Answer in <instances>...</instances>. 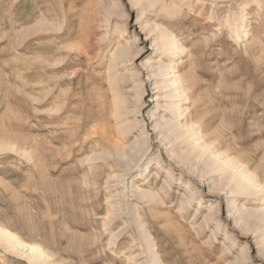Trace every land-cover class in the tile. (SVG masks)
<instances>
[{
  "label": "rangeland",
  "instance_id": "obj_1",
  "mask_svg": "<svg viewBox=\"0 0 264 264\" xmlns=\"http://www.w3.org/2000/svg\"><path fill=\"white\" fill-rule=\"evenodd\" d=\"M0 228V264H264V0H0Z\"/></svg>",
  "mask_w": 264,
  "mask_h": 264
},
{
  "label": "bare ground",
  "instance_id": "obj_2",
  "mask_svg": "<svg viewBox=\"0 0 264 264\" xmlns=\"http://www.w3.org/2000/svg\"><path fill=\"white\" fill-rule=\"evenodd\" d=\"M168 39V38H167ZM162 40H164V39H162ZM166 41V40H165ZM167 42V41H166ZM163 46H164V50L165 49H169L170 50V52H172V54L174 55V52H176L178 49V46H177V48H176V46H175V44H174V42H172V40H169L167 43H165L164 42V44H163ZM160 47V46H159ZM161 48V47H160ZM119 53V52H118ZM163 68V67H162ZM159 69H161V67L159 68ZM164 69V68H163ZM165 70V69H164ZM167 72V71H166ZM168 73V72H167ZM157 74H163L162 72H161V70H159V72L157 73ZM166 74V73H165ZM164 74V75H165ZM179 77V76H178ZM177 79V78H176ZM174 82H175V84L177 83L176 81H175V78H173V80L169 83V84H173V86H174ZM180 82V81H179ZM181 83V82H180ZM182 84V83H181ZM184 85H186V84H184ZM184 87V86H183ZM174 88V87H173ZM182 90V89H181ZM180 89H178V88H174L173 90H172V92L170 91V96H172L171 98H173V97H178L179 95H182L181 93H180V91H181ZM185 90V89H184ZM183 90V91H184ZM186 91V90H185ZM173 108V107H172ZM172 111V110H171ZM174 113V114H173ZM172 114L173 115H175V117H179V115H180V111H179V109H178V107H177V109H175L174 110V112H172ZM177 123V122H176ZM177 125H178V123H177ZM182 127V126H181ZM181 131V130H180ZM192 137V136H191ZM239 166V165H238ZM235 172V171H234ZM230 176V178H232V176H231V174H229ZM233 175V174H232ZM241 176V175H240ZM244 176V175H243ZM251 177V176H250ZM251 179V178H250ZM248 177H239L238 179H237V184H239V185H241L240 186V188L241 187H243V188H248V187H255L254 185H253V183L251 182V180H250ZM234 181V180H233ZM236 183V182H235ZM234 183V184H235ZM234 186V185H233ZM239 188V187H238ZM256 189V188H255ZM248 191V190H247ZM2 243V244H1ZM0 244L1 245H3L4 246V248L5 249H9L10 251L11 250H13V251H15V245H20L21 243H20V241H19V239L13 234V233H11L10 231H8V230H6V229H1L0 228ZM23 244V243H22ZM21 246V245H20ZM27 247H28V249L30 250V252H38V249L36 248V247H34V246H32V245H27Z\"/></svg>",
  "mask_w": 264,
  "mask_h": 264
}]
</instances>
